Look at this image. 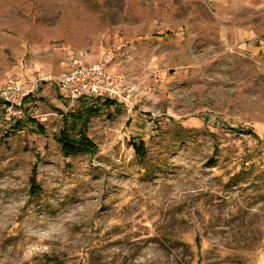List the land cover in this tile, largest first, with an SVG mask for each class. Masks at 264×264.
<instances>
[{
	"label": "rangeland",
	"instance_id": "rangeland-1",
	"mask_svg": "<svg viewBox=\"0 0 264 264\" xmlns=\"http://www.w3.org/2000/svg\"><path fill=\"white\" fill-rule=\"evenodd\" d=\"M81 51L126 91L91 117L96 149L66 156L61 112L105 100L55 83ZM17 83L0 264H264V0H0V90Z\"/></svg>",
	"mask_w": 264,
	"mask_h": 264
},
{
	"label": "built area",
	"instance_id": "built-area-1",
	"mask_svg": "<svg viewBox=\"0 0 264 264\" xmlns=\"http://www.w3.org/2000/svg\"><path fill=\"white\" fill-rule=\"evenodd\" d=\"M55 83L70 101L82 99H121L126 91L122 75L111 71L110 58L97 59L83 51L75 58L72 68L55 77ZM25 93L22 84H12L0 90V97L9 106L20 104Z\"/></svg>",
	"mask_w": 264,
	"mask_h": 264
},
{
	"label": "trees",
	"instance_id": "trees-1",
	"mask_svg": "<svg viewBox=\"0 0 264 264\" xmlns=\"http://www.w3.org/2000/svg\"><path fill=\"white\" fill-rule=\"evenodd\" d=\"M96 99L97 101L102 100L101 98ZM114 103H116V100L107 98L103 100L98 106H87L84 109H78L68 113L61 112L63 114V127L55 138L62 145L66 156H76L82 151L93 152L96 149L97 146L95 142L89 137L87 133L88 124L91 117L99 113L101 108L104 106H111ZM31 121L32 125L36 127L38 132L46 134V129L43 124H41L35 118L31 119ZM22 125L23 123L18 121L14 127L16 129H21ZM245 133L254 134L253 130H246ZM130 144L135 150L136 157L140 161H143L147 156L145 142L143 140L132 139ZM35 174L36 172H34L31 178L30 191L32 195H37L41 192L40 186L36 182Z\"/></svg>",
	"mask_w": 264,
	"mask_h": 264
}]
</instances>
